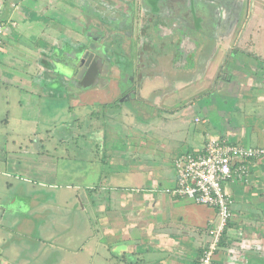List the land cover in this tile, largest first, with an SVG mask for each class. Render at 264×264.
Wrapping results in <instances>:
<instances>
[{
	"label": "crops",
	"instance_id": "1",
	"mask_svg": "<svg viewBox=\"0 0 264 264\" xmlns=\"http://www.w3.org/2000/svg\"><path fill=\"white\" fill-rule=\"evenodd\" d=\"M80 1L21 0L11 4L9 15H5L16 24L6 26L0 45V167L24 163L15 157L8 142L21 140L12 137L15 130L19 134L15 125L34 124L31 99L23 91L28 87L22 79L30 65L28 61H36L41 45L56 54L72 45V41L61 37L66 29L61 23L62 13L66 14L65 21H76L82 28L79 15L89 13V20L92 18V1L88 2L91 7L86 3L89 11L80 8ZM140 3L141 9L145 7L154 18L149 22L153 39L149 46L143 40L137 41L138 62L131 65L134 71L130 66L135 77H124L122 86L125 82L135 83L140 92L137 90L139 96L131 102L153 111L147 115L152 121L149 122H159L165 128H155L151 135L141 128L134 129L131 140L137 142L135 148H144L140 152H129L119 134L107 135L104 129L103 149L109 154H105L100 166V178L105 181L103 203L98 201L102 204L98 207L97 199L92 198V202L89 196L88 206L102 218L103 237L109 247H117L124 254L126 260L118 258L119 264H198L201 248L209 240L208 223L216 218V211L187 198L174 197L166 190L176 182L174 160L186 151H202L210 138L240 146H264V0ZM177 20L186 27L182 40L187 41L181 50L172 47L171 51L167 45L177 30L161 42L156 25L161 21L166 26ZM138 27L142 38V28ZM80 29L71 32L78 36ZM46 30H51L50 41L46 40ZM31 41L34 46L39 44L32 49L27 44ZM161 79L168 81L167 88L158 85ZM93 91L102 93L99 98L103 103H109L107 100L115 93L106 92L104 85ZM10 97L27 104H13L10 112ZM123 150L128 151L122 159ZM119 154L124 160L123 168L119 166V174L115 173L122 183L109 184L113 174L109 165ZM158 155H162L161 160ZM125 164L132 167L124 169ZM249 168L253 179L228 183L234 199L232 217L213 264H264V157L250 163Z\"/></svg>",
	"mask_w": 264,
	"mask_h": 264
},
{
	"label": "rangeland",
	"instance_id": "2",
	"mask_svg": "<svg viewBox=\"0 0 264 264\" xmlns=\"http://www.w3.org/2000/svg\"><path fill=\"white\" fill-rule=\"evenodd\" d=\"M20 1L0 0V12L5 10V6L9 7L12 3L16 4ZM126 1L129 4L130 0ZM140 2L141 0H136L133 8L128 7L129 13L125 17L113 14L109 16L110 13H107L108 11L98 15L95 10V12H90L91 17L94 16L92 17L94 18L93 20L92 18L89 20V13L84 16L79 15V19L81 18L82 21V28L76 25V21H72L73 24L65 21L64 17H66V14L62 13L63 22L61 23L72 27L66 28L61 34L64 39L72 41V45L65 47L63 51L69 54L70 52L68 51L76 49L77 44L86 46L89 44L94 51L105 56V60L110 64L122 63L118 62V60H124L126 62H123L130 66L134 65V62L136 65V60L138 62V56L135 54L137 52L135 47L137 41L143 40L145 45L149 46L153 39L150 35L149 22L154 18L148 10L144 9L145 7L141 9ZM80 4L81 9L85 8L86 11H89L85 7V3L83 5L82 3ZM112 4H115V2L113 1ZM98 5V11L105 9L102 3ZM93 6L96 7L95 3H93ZM73 7L76 8V6ZM28 8L30 7L28 6ZM9 11L10 8L6 9L3 15L0 13V23L5 24V29H3L5 34L6 26H14L16 24V21H9L8 17L5 16L9 15ZM104 15L106 20L102 21L100 18ZM99 20L102 21L101 24L98 23ZM135 25L142 28V38H140L141 34ZM99 26L103 31L102 39L104 43L106 41V45H103V40L98 39V37H101L98 34ZM156 26L159 28L157 30H159V40L161 42L168 40L167 38L172 35V32L177 30L175 32L176 35L172 37L174 39L171 38L169 40L170 45H167V47L168 50H171L172 47H175L174 50L182 49L187 40H182V31H186V27L180 20L169 22L166 26L165 24L162 25L160 21V25L157 24ZM71 29L75 31L80 29L82 32L79 31L77 36L76 33L71 32ZM144 34L146 35L145 37ZM52 39L53 37L46 36L47 41ZM17 40H19L18 37ZM32 43L34 41L27 42L28 46L33 49L36 45L34 46ZM46 44L48 43L46 42ZM107 45H110L112 49L114 48V51ZM126 47L128 52L133 51L134 53L125 56V53L120 50ZM119 52L120 55L117 56ZM160 52L163 55L162 49ZM121 53L123 54L121 55ZM53 61L56 62L54 59ZM160 62L162 61L160 60ZM56 67L59 72L67 68L66 64L62 62H56ZM33 69L35 72L43 70L37 65ZM129 78L133 79L131 76ZM51 79L54 81L55 76H52ZM55 80L64 86V90L68 89L69 91L67 90L65 94L67 95L70 92L72 97L70 98V95L69 97L67 96L66 106L63 105L62 109L60 108L57 119L51 121V124L45 123L46 125L32 126L41 133L31 134L29 131L30 124L29 127L28 125H15L14 128L18 129L19 134L15 130L12 137L21 138V140H17L16 144L14 141H9L8 146L9 149L15 150V157L20 160L22 158L24 163L14 167H0V172H7L5 169H13L14 171L7 172L9 175L0 174V204H4L3 202L6 204L3 205L6 208L3 211L4 213L6 211L5 217L2 220L0 217V264H119L118 258L121 257L123 259L122 262L126 260L124 254H120L117 247H109L110 244L103 237L102 218L98 214L93 213V210L90 211L88 206L89 200L93 202L92 197L97 199L96 206L99 207L103 203L102 190L104 188L102 187L105 181L100 178L103 177V175L101 176L100 166L105 154L108 155L109 153L107 149H103L104 139L102 138L104 135L102 133L105 129L107 135L119 134L127 142L126 149L129 148V152H140L144 148H135L137 142L131 140L130 136L133 130L141 128L145 132H149L148 135H151V131L156 130L155 128L163 131L165 127L159 122L151 123L152 121L146 115L150 109L146 107L138 108L139 105L134 106V103L131 102V99L138 95L137 90H139V88H135L136 84L133 82L132 85L130 84L131 86L125 82V85L123 84L124 87L121 86V89L107 100L109 105L104 108L101 106L103 105L102 98L97 99L87 95L92 88L82 90L78 87H72L70 86V80L60 75H57ZM106 83L107 81L104 78L100 79L98 88L102 85L106 86ZM157 83L159 86L168 87L166 79H161ZM135 90L137 94L133 92ZM53 100L47 101L44 99L42 104L48 109H53L56 106ZM117 102L123 103L119 109H115L114 106ZM57 104H60L58 100ZM69 110L71 114H77L78 112V119L69 118L67 114ZM93 112L98 113L101 117H96L94 120L88 118V115ZM107 113L109 115L106 116ZM43 119L49 120L52 118L43 117ZM67 127L70 132L69 135L65 134ZM90 130L93 131V136L90 135ZM18 146L20 149H18ZM128 150L120 151V153H124L123 155L121 154L122 159L126 156L125 153ZM93 153L95 154L94 156ZM29 156L35 161L32 162ZM158 156L159 160H161L162 155ZM122 159L119 154L109 165V168L113 171L109 184L118 185L122 183V178L115 173L119 174L117 169L119 166L123 168L122 162L124 160ZM89 164L91 165L89 166ZM125 165L124 169L131 166V164ZM15 169H19V171ZM28 172L31 174L29 175ZM251 176H249L250 178L248 177V181L251 178L253 179V175ZM5 179H9L14 183L13 189L9 188L8 190ZM129 182L133 183L130 179ZM97 184L102 185L98 192L89 193L85 189ZM124 184L128 185L127 183ZM64 186L68 187V190H64ZM18 187L21 188V191L18 190ZM8 192L14 194L10 204H8V196H10ZM38 192H40L39 195ZM31 194L32 196L36 195L30 199L32 197ZM98 201L101 203H98ZM3 212H0V214H3ZM9 227H12L11 231H8ZM33 234L36 235L32 236ZM37 235L42 240L41 244L33 242L39 239ZM46 243H53L57 248L52 249ZM115 248L116 251H113Z\"/></svg>",
	"mask_w": 264,
	"mask_h": 264
},
{
	"label": "water",
	"instance_id": "3",
	"mask_svg": "<svg viewBox=\"0 0 264 264\" xmlns=\"http://www.w3.org/2000/svg\"><path fill=\"white\" fill-rule=\"evenodd\" d=\"M89 1H92L91 2L92 8H90V9H92L93 12L96 11L98 13V15H99V13L101 15L104 11H108L107 13H110L109 16L113 14V15H118V16L123 15L122 17H125L129 13L128 7L133 8L136 0H130L129 4L126 0H120V1L119 0H82V1H80V3L82 2V5H83V3L88 4ZM113 1L115 2V4H112ZM93 3H95V4L102 3L103 6L105 7V9L103 11H98L97 6L93 9ZM86 6L87 5H85V7ZM4 8L6 10V9L10 8V6L9 7L5 6ZM4 11H2L0 13H3ZM92 17H94V16H92ZM104 17H106V16L104 15L101 18L102 21L106 20V18H104ZM101 20H99V22H98L99 24H101V22H102ZM9 21H11V20H9ZM64 27L68 28V26H64ZM98 30H99L98 34L101 35V37L100 38L98 36L97 37L99 40H103L102 39V32L103 31H102L100 26H99ZM46 34L48 36H50L51 30H46ZM38 44H36V46ZM103 45H106V41L104 43V40H103ZM107 46H109L111 48L110 45H107ZM40 47L42 50V52L40 53V56L38 55V57H37L38 59H36V61H32V60L28 61V64H30V65L28 67H26L27 69L24 68L26 76L22 77L24 82H26L28 84L27 89H23V91H25L30 96L29 97V99H31L30 105L33 107L32 112L34 113L35 116H37V118L34 119V124H36V125L51 124V121H55V119H57V114L60 112L59 111L60 108L62 109V106L65 105L66 102L68 101L67 96L69 97V95H70V98L72 97L70 92H68V94L66 95L65 93L67 92L68 89H66V87H65L66 90H64V86H62L61 83H59V82H57V80H55L57 75H60L62 77H66L67 79H69L70 80V86H72V87H75V88L78 87L82 90L87 89V88H89V89L92 88V89H90V91H88L87 95L92 96L93 98L101 97V94H102L101 92L93 91V88H95V87L98 88L100 79L104 78L107 81V83H106L107 84L106 85L107 91L106 92H109V91L111 92L113 90L116 93L117 90L119 91L121 89L122 80L124 79V77H128V78L130 76L134 77V76H132L133 73H132V70L130 68V65H128L127 63H124L126 61L123 60L124 61L123 62L121 60H118V62H122V63L116 62L115 64H110L107 60H105L106 59L105 56H102V54L98 53L97 51H94L89 44H88V46H86L84 44H77L76 49L71 51L69 54L63 53V55H62V53H61V54H59L58 57L54 56V52L49 53V47L42 46V45ZM111 50L114 51V48L113 49L111 48ZM120 51L125 53V56H126V54L129 53L127 47L125 49L120 50ZM123 53H121V55ZM31 54L33 56L35 55V53L32 51H31ZM119 55H120V52L117 54V56H119ZM53 59L56 60V62H58V63L59 62L64 63V61H65L67 68L63 69L62 72H61V70L59 72V69L57 71L56 62L53 61ZM36 65H37V67L40 66L43 70L35 72L33 67H36ZM20 68H22V67L20 66ZM24 69H22V70H24ZM109 69H110V71H108ZM52 76H55L54 81L52 79L50 80V78ZM100 76H101V78H100ZM55 83H57V84L55 85ZM44 99L47 101L54 99L53 102H55V104H56L55 108H53V109L49 108L48 109L46 106H44L42 104ZM57 100L60 102V104H57ZM13 104H19V105L24 106L27 104V102H22L21 99L16 100V99L10 97L9 100L7 101V105H8L10 112H13L12 111L13 110L12 108L14 107ZM102 104L103 105H101V106H103V107L108 106L107 103H102ZM122 104H123L122 102L119 103V107H121ZM93 107H95V106H93ZM119 107H115V109H119ZM67 114L69 115V118H71L73 120L78 119V112H77V114L76 113L71 114L70 110H69V111H67ZM99 116L101 117V115H98V113L93 112V113H90V115H88V118L94 120L96 117H99ZM43 117H49L52 119H49V120L46 119L45 120V119H43ZM90 119H89V122H90ZM34 124H32V125H34ZM67 131H69L68 127H67ZM67 131H65V134L69 135L70 132H67ZM90 132L93 133V131H91V130H90ZM30 133L31 134L32 133L37 134V133H39V130L36 129V131H34V132L30 131ZM14 142H15V144L17 143L16 141H14ZM6 155H7V153H6ZM32 161H35V160H32ZM4 166L8 167L7 164ZM5 170L7 172H12L9 169H5ZM7 172H0V174L9 175ZM16 174H18V173H16ZM28 179H30V178L28 177ZM5 184L7 185L8 190H9V188L13 189L12 187H13L14 183L11 182L9 179H5ZM19 187H18V190L21 191V188H19ZM8 194H10V196H8L9 200L7 197V200H8V204H10L11 200H13L14 194H12V192H8ZM27 194H29V193H27ZM39 194H40V192H38V195ZM35 195L36 194H34L33 196H35ZM31 196H32V194H31ZM33 196L31 198H33ZM3 203L4 204H0L1 205L0 212H3L4 210H6V208L3 206L6 204H5V202H3ZM5 213H6V211H5ZM5 213L3 212V214H0L1 220L5 217ZM8 229H9L8 231H11L12 227H9ZM16 231H18V230L16 229ZM35 235L36 234H33L32 236H35ZM37 236L39 237V235H37ZM21 237H23V236H21ZM29 240H31V239H29ZM33 242L41 244L42 240L39 237V239H37L36 241H33ZM46 245L50 246V248H52V249L57 248V247H55V244H53V243H51V244L46 243ZM54 262H55V259H54Z\"/></svg>",
	"mask_w": 264,
	"mask_h": 264
},
{
	"label": "built area",
	"instance_id": "4",
	"mask_svg": "<svg viewBox=\"0 0 264 264\" xmlns=\"http://www.w3.org/2000/svg\"><path fill=\"white\" fill-rule=\"evenodd\" d=\"M3 29L5 24L0 23V45L4 41ZM203 149L186 151L174 160L176 182L166 192L215 209L216 218L208 223L209 240L198 260V264H213L222 234L232 217L234 199L228 183L234 179L248 180L249 164L264 157V146L226 144L211 138Z\"/></svg>",
	"mask_w": 264,
	"mask_h": 264
},
{
	"label": "trees",
	"instance_id": "5",
	"mask_svg": "<svg viewBox=\"0 0 264 264\" xmlns=\"http://www.w3.org/2000/svg\"><path fill=\"white\" fill-rule=\"evenodd\" d=\"M63 54V53H67V52H65V51H63V52H59V53H57V54H55L54 53V56H59V54ZM109 105V104H108ZM114 106L115 107H119V103L117 102V103H115L114 104ZM106 108V107H105ZM149 109V108H148ZM151 110H149L148 111V114H146V115H151ZM33 113V112H32ZM37 118V116H35L34 115V119H36ZM34 125H36V124H34ZM30 126L31 127H29V131H36V128H34V127H32L33 125H32V123H30ZM67 131V130H66ZM40 132V131H39ZM67 132H69V131H67ZM41 133V132H40ZM62 133H64V132H62ZM211 139V138H210ZM210 139H208L207 141H206V143H205V145L209 142V140ZM220 142H224V143H226V144H229V143H227V142H225L224 140H221V139H219V138H217ZM120 142V141H119ZM118 146V145H117ZM202 151H204V149H202ZM187 152H193V151H187ZM88 185V184H87ZM102 185L101 184H97L96 186L94 185V186H92V187H86L85 189H87L88 191H89V193H93L94 191H99L98 189H100V187H101ZM103 188V187H102ZM64 190H68V187H66V186H64ZM166 193H168V192H166ZM169 194V193H168ZM31 198V197H30ZM93 198V197H92ZM178 198V197H177ZM180 198V197H179ZM194 202V201H193ZM196 204H198V203H196ZM199 205H203V204H199ZM203 206H206V205H203ZM208 207V206H207ZM211 208V207H210ZM214 209V208H213ZM49 221V220H48ZM50 222V221H49ZM225 231V230H224ZM223 234H224V232H223ZM223 234H222V236H223ZM221 240H222V237H221V239H220V242H219V246H220V244H221ZM205 246V245H204ZM203 250H204V247L203 248H201V254H200V256L202 255V253H203ZM199 256V257H200ZM199 260V259H198Z\"/></svg>",
	"mask_w": 264,
	"mask_h": 264
},
{
	"label": "flooded vegetation",
	"instance_id": "6",
	"mask_svg": "<svg viewBox=\"0 0 264 264\" xmlns=\"http://www.w3.org/2000/svg\"><path fill=\"white\" fill-rule=\"evenodd\" d=\"M63 55V54H62ZM64 63H65V61H64ZM100 78H101V76H100Z\"/></svg>",
	"mask_w": 264,
	"mask_h": 264
}]
</instances>
